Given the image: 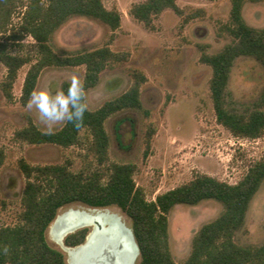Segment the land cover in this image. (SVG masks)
<instances>
[{
  "label": "trees",
  "instance_id": "trees-1",
  "mask_svg": "<svg viewBox=\"0 0 264 264\" xmlns=\"http://www.w3.org/2000/svg\"><path fill=\"white\" fill-rule=\"evenodd\" d=\"M177 1L145 0L134 4L129 15L153 30L154 20L166 10L184 17ZM262 2L264 0H230V18L221 27L220 34L227 35L232 42L215 54H209L208 46H202L200 57V63L212 72L209 88L217 123L234 137L249 140L264 136V27L249 26L243 11L247 3ZM16 17L17 23L14 22ZM74 18L100 22L111 31H117L122 25V13L118 9H108L104 0H0V64L7 70L1 89L9 102L15 100L14 85L25 66L29 69L20 98L23 106L27 105L46 68L81 66L86 69L82 84L86 104L85 92L99 85L101 74L112 63L122 61L123 56L108 46L94 51L58 52L53 44L54 37ZM184 19L187 23L190 18ZM27 37L34 43L26 44ZM240 58L256 61L263 70L258 98L243 109L235 106L229 93L231 74ZM145 83L146 77L135 72L133 85L126 92L97 110H90L86 104L82 121H66L51 135L41 131L31 120L16 133L18 141L29 145L71 148L82 144L85 131L90 136V151L98 167L73 172L67 163L31 166L21 160L19 166L27 179L23 211L15 226L0 229V264H69L66 252L51 246L47 232L49 230L50 235L60 210L73 205L94 210L117 208L129 220L126 224L138 245L136 264H177L170 248L169 216L178 206H197L207 201L221 204L223 210L197 232L190 256L180 264H264V243L251 246L236 241L246 224L251 204L264 184V158L255 162L235 185L196 173L190 182L158 195L154 201L147 200L144 189L136 184L135 165L110 161L106 122L129 110L143 112L149 117L150 112L141 100V87ZM69 84L62 85L65 93ZM150 145L148 140V147ZM3 160L0 150V167ZM93 230V226L80 228L68 234L64 244L70 248L81 246Z\"/></svg>",
  "mask_w": 264,
  "mask_h": 264
},
{
  "label": "rangeland",
  "instance_id": "rangeland-1",
  "mask_svg": "<svg viewBox=\"0 0 264 264\" xmlns=\"http://www.w3.org/2000/svg\"><path fill=\"white\" fill-rule=\"evenodd\" d=\"M143 1L104 0L108 9L122 13V25L117 31L97 21L74 18L53 40L58 52L94 51L108 46L123 56L122 61L112 63L103 71L96 88L85 92L90 110H97L126 92L133 85L135 72L146 77L141 100L150 116L129 110L106 122L110 161L136 166L135 182L144 189L149 201L190 182L196 173L237 184L255 162L264 158V136L256 140L236 138L217 123L209 88L212 72L200 63L202 46H208L207 52L215 54L232 42L230 37L220 34L221 27L230 18V0H178L184 17L166 10L154 20L153 30L129 15L131 7ZM243 15L249 26L263 28L264 2L247 3ZM184 18L190 19L185 23ZM18 21L16 17L14 22ZM25 43L34 41L27 37ZM28 69L25 66L20 70L14 85L15 100L9 102L1 89L7 70L0 64V150L4 155L0 167V229L15 226L23 211L27 179L19 166L21 160L31 166L67 163L73 172L98 167L90 151V136L85 131L82 144L71 148L29 145L16 139V133L27 127L30 120L43 132L48 128L34 107L30 109L20 102ZM85 72L84 66L46 68L35 91L48 89L55 93L62 90L64 82L70 83L73 75L83 84ZM262 85L260 65L249 58L238 59L229 83L235 106L239 109L250 106L258 98ZM65 122L56 123L53 132L60 130ZM71 208L84 207L73 205ZM111 209L120 213L117 208ZM222 210L221 204L207 201L197 206H178L171 212L170 248L177 264L190 256L193 238L201 227L214 221ZM47 239L51 246L61 250L50 238L49 230ZM236 241L251 246L264 243V184L251 204L246 224Z\"/></svg>",
  "mask_w": 264,
  "mask_h": 264
},
{
  "label": "bare ground",
  "instance_id": "bare-ground-1",
  "mask_svg": "<svg viewBox=\"0 0 264 264\" xmlns=\"http://www.w3.org/2000/svg\"><path fill=\"white\" fill-rule=\"evenodd\" d=\"M86 226H93L85 244L70 248L64 244L65 237ZM129 228L123 216L113 209L70 208L62 212L51 226L50 237L68 254L69 264H98L96 255L104 253L107 246L116 249L127 238ZM132 243V242H131ZM139 254L133 245L128 253L112 264H136Z\"/></svg>",
  "mask_w": 264,
  "mask_h": 264
},
{
  "label": "clouds",
  "instance_id": "clouds-1",
  "mask_svg": "<svg viewBox=\"0 0 264 264\" xmlns=\"http://www.w3.org/2000/svg\"><path fill=\"white\" fill-rule=\"evenodd\" d=\"M84 88L73 75L65 93L63 90L51 92L48 89L33 91L27 102L28 108H35L42 122L48 125L46 134H53V126L62 121L79 122L86 111Z\"/></svg>",
  "mask_w": 264,
  "mask_h": 264
},
{
  "label": "water",
  "instance_id": "water-1",
  "mask_svg": "<svg viewBox=\"0 0 264 264\" xmlns=\"http://www.w3.org/2000/svg\"><path fill=\"white\" fill-rule=\"evenodd\" d=\"M127 230H128V232H130L131 241H129V239L126 238L122 242V245L118 246L116 249H114L113 247L107 246L104 253H102V254L100 253V254L96 255L95 259L97 260L98 264L115 263L118 259L123 258L128 253V251H130L132 243H133V245L137 251V254H139V248H138V245L135 241L132 230L130 228H127Z\"/></svg>",
  "mask_w": 264,
  "mask_h": 264
},
{
  "label": "flooded vegetation",
  "instance_id": "flooded-vegetation-1",
  "mask_svg": "<svg viewBox=\"0 0 264 264\" xmlns=\"http://www.w3.org/2000/svg\"><path fill=\"white\" fill-rule=\"evenodd\" d=\"M67 257H68V254H67Z\"/></svg>",
  "mask_w": 264,
  "mask_h": 264
}]
</instances>
